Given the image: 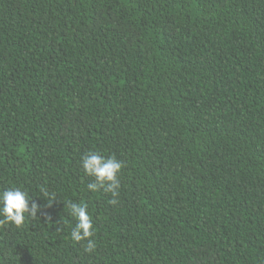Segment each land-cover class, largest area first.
<instances>
[{
  "label": "trees",
  "instance_id": "obj_1",
  "mask_svg": "<svg viewBox=\"0 0 264 264\" xmlns=\"http://www.w3.org/2000/svg\"><path fill=\"white\" fill-rule=\"evenodd\" d=\"M90 151L124 164L115 205ZM9 187L40 219L0 225V264H264V0H0Z\"/></svg>",
  "mask_w": 264,
  "mask_h": 264
},
{
  "label": "clouds",
  "instance_id": "obj_2",
  "mask_svg": "<svg viewBox=\"0 0 264 264\" xmlns=\"http://www.w3.org/2000/svg\"><path fill=\"white\" fill-rule=\"evenodd\" d=\"M81 165L85 175L92 178V182L87 185L88 190L91 192L103 190L105 193H110L112 199L109 203L115 205L120 194V174L124 167L123 162L115 155L105 158L90 151L82 157ZM44 196L48 207H51L53 201L56 200L55 194L45 192ZM65 208L68 210V215L76 221L70 230V240L76 244L86 241L84 251L94 252L97 247L93 239L96 230L87 205L67 200ZM40 210V206L32 202L28 194L20 188L9 187L0 190V225L10 224L19 228L25 223L26 216L40 219L37 216Z\"/></svg>",
  "mask_w": 264,
  "mask_h": 264
}]
</instances>
